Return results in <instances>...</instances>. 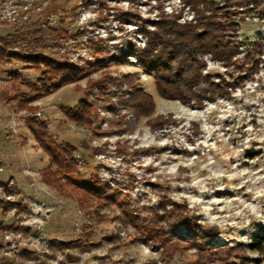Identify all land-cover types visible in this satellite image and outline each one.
Returning a JSON list of instances; mask_svg holds the SVG:
<instances>
[{
    "label": "rangeland",
    "instance_id": "1",
    "mask_svg": "<svg viewBox=\"0 0 264 264\" xmlns=\"http://www.w3.org/2000/svg\"><path fill=\"white\" fill-rule=\"evenodd\" d=\"M53 2L60 8L50 9ZM228 10L236 62L226 67L203 54L201 103L184 104L160 96L137 57L157 21H194L181 0H0V39L39 28L42 51L83 71L27 110L17 105L28 91L21 80L37 72L18 61L0 64V181L12 188L0 185V198L19 202L17 210L0 204V256L26 249L46 252L41 264H264L247 247L264 227V0ZM53 29L60 40L51 38ZM124 75L152 96L155 115L173 122L154 129L136 119L116 96L127 88ZM83 96L96 113L90 125L67 116ZM29 115L75 145L79 176L97 181L100 197L65 178L42 180L50 163L28 129ZM85 225L93 245L73 249L77 260L49 249L51 238H76Z\"/></svg>",
    "mask_w": 264,
    "mask_h": 264
},
{
    "label": "trees",
    "instance_id": "2",
    "mask_svg": "<svg viewBox=\"0 0 264 264\" xmlns=\"http://www.w3.org/2000/svg\"><path fill=\"white\" fill-rule=\"evenodd\" d=\"M247 1L249 0H224L222 5H217L213 0H181L183 5L193 11L194 21L181 23L177 21L178 15H174L156 22L155 28L147 32L148 38L137 57L142 67L152 71L153 83L160 96L178 99L184 104L201 103L204 87L197 85L200 72L204 67L201 56L209 53L213 59L226 67L236 62L234 56L238 53V44L236 41L228 40L229 34L235 30L233 28L235 23L228 9L246 4ZM56 8H60V5L53 2L50 9ZM71 12H74V8ZM60 21L62 23L65 20L62 18ZM56 32L54 29L51 31V38L60 40L63 36ZM40 41H43V34L36 27L30 30L18 28L13 34L0 39V64L18 61L37 72L34 80H21L27 85L28 91L20 93L17 101L19 109L33 110V102L83 76L82 70L71 66L62 57L54 58L42 51V48L37 46ZM258 43L256 41L254 44ZM10 76L19 77L18 72H11ZM130 77V75L123 76V83L130 88L126 98L123 96L124 93L127 94L125 92L127 88H120L116 95L119 96L121 103L134 112L136 119L147 118L148 125L154 129L172 123L171 116L155 115V103L152 96L143 88L136 87ZM67 116L74 122L90 125L95 120L96 113L90 102L83 96L78 100L76 107L68 111ZM25 121L35 141L49 159V166L41 172L42 180L47 184L58 185L57 182L65 178L92 199L100 197L101 194L96 188L97 181L83 180L79 176L75 145L55 139L50 135L46 123L34 115L27 116ZM0 185L5 191L12 189L7 183L1 181ZM0 204L5 210L8 208L17 210L19 206V202L15 200H1V198ZM91 231L89 225L82 226L76 238L65 241L51 238L48 247L53 252L65 251V259L77 260L73 249L90 250L93 245L92 238H84V236ZM247 247L264 256V227H259L251 235ZM42 253L40 255L36 251L23 249L11 257L0 256V264H27L29 261L33 264H41L40 257L46 258L47 255L46 252ZM60 262L63 261L60 260ZM42 263H44L43 260ZM193 264L200 263L196 261Z\"/></svg>",
    "mask_w": 264,
    "mask_h": 264
},
{
    "label": "bare ground",
    "instance_id": "3",
    "mask_svg": "<svg viewBox=\"0 0 264 264\" xmlns=\"http://www.w3.org/2000/svg\"><path fill=\"white\" fill-rule=\"evenodd\" d=\"M244 164V163H243ZM226 170H227V168H226ZM222 173V172H221ZM221 176V175H220ZM226 177V176H225ZM232 178V177H231ZM230 178V179H231ZM245 185V184H244ZM243 186V185H242ZM239 188H241V187H239ZM242 189V188H241ZM222 190V189H221ZM235 190V189H234ZM244 190V189H243ZM249 190V189H248ZM236 192V191H235ZM244 192V191H243ZM246 192V191H245ZM225 193V192H224ZM230 193V192H229ZM217 194H219V193H217ZM222 194V193H221ZM231 194V193H230ZM210 203V202H209ZM222 204V203H221ZM216 205V204H215ZM228 206V205H227ZM249 207V206H248ZM223 209V208H222ZM249 210H250V207H249ZM221 211V210H220ZM230 211V210H229ZM240 214V213H239ZM245 214V213H244ZM242 215V214H241ZM225 216V215H224ZM234 217V216H233ZM240 217V216H239ZM215 218V217H214ZM218 218V217H217ZM216 218V219H217ZM229 218V217H228ZM224 221V220H223Z\"/></svg>",
    "mask_w": 264,
    "mask_h": 264
}]
</instances>
